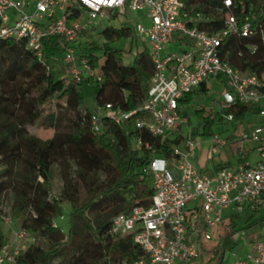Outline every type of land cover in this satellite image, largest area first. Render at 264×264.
<instances>
[{
    "label": "built area",
    "instance_id": "1",
    "mask_svg": "<svg viewBox=\"0 0 264 264\" xmlns=\"http://www.w3.org/2000/svg\"><path fill=\"white\" fill-rule=\"evenodd\" d=\"M230 10L232 0H224ZM131 13H140L134 33L142 48L149 50L155 65L147 97L142 105L125 112L112 104L98 108L92 126L99 131L100 119L122 127L134 121L139 130L149 132L164 143L180 139L172 148L173 158H153L144 169L151 176L154 195L150 208H133L113 219L110 236L113 239L131 236L142 255L134 263L121 264H194L203 258L201 239L212 241L214 229L232 210L233 216L264 209V74L246 73L223 60L221 50L226 40L253 35L249 22L240 25L236 16L225 13V27L216 32L200 29L208 21L201 14H192L183 0H0V41L25 42L48 74L51 67L44 58L46 38L64 40L61 79L66 85L90 81L99 85L102 75L92 69L86 58L77 55L74 45L95 29L104 30ZM179 33L181 41H174ZM174 50H170V46ZM216 82L222 92L205 110L220 127L231 126L228 138L211 136L207 161H213L226 148L240 145L234 153L238 163L230 162L198 169L194 164L202 143L184 136L189 119L182 101L207 84ZM205 92V93H206ZM203 93V94H205ZM249 107L238 121L237 108ZM251 115L259 121L247 120ZM249 146V148L247 147ZM149 144L142 139L134 143L135 150ZM5 167L0 158V185ZM43 182L42 180H40ZM0 200V229L11 227L15 218L12 208ZM36 218V215L33 213ZM54 228H58L56 223ZM39 237L20 228L13 240L0 243V264H21L20 259ZM241 251L226 255L225 264H264V234L244 230L235 235Z\"/></svg>",
    "mask_w": 264,
    "mask_h": 264
},
{
    "label": "trees",
    "instance_id": "2",
    "mask_svg": "<svg viewBox=\"0 0 264 264\" xmlns=\"http://www.w3.org/2000/svg\"><path fill=\"white\" fill-rule=\"evenodd\" d=\"M192 14H201L204 21L200 29L208 32L220 31L225 27V13H233L240 25L249 22L253 35L244 38L234 36L226 40L221 50L224 61L246 73L258 76L264 74V0H232L233 7L227 10L224 0H183ZM132 29L125 25L120 28L107 27L98 31L93 42L81 40L73 47L81 58H86L92 69L98 71L103 81L93 85L90 81L66 85L61 79L65 42L58 37L46 38L44 58L51 67L48 74L37 57L27 50L25 42L0 41V158L5 167L4 181L0 185V200L14 192V218L21 221V227L32 231L39 238L54 244L49 251L32 247L20 259L21 264H52L57 257H63V264H121L134 263L142 255L131 236L113 239L110 236L113 219L133 208H150L154 195L152 180L144 172L155 158H173L172 148L180 139L153 137L145 130H139L134 121L122 127L102 116L99 131L92 126L96 110L86 108L82 93L84 84L96 87L95 101L99 108L112 104L125 112L138 109L147 97L155 74V65L150 52L143 47L130 64L124 63V49H114L111 44L132 38ZM89 36V35H87ZM58 75V76H56ZM202 87L197 93L188 95L182 104H188L194 95L205 93ZM65 102V108L60 102ZM50 105L54 110L50 124L60 129L68 113L74 118L68 120L67 131L58 133L52 140L43 141L30 133ZM249 107L237 108V120L244 119ZM203 128L193 136L214 135L212 128L217 124L210 120L204 109L196 111ZM142 139L151 146L134 149V143ZM239 144L232 147L235 153ZM70 153L72 158L84 156L94 163L93 171H81L74 182L69 174V165L62 163L64 195L71 206L69 232L64 234L53 224L64 215L59 200L51 197L49 184L51 168L56 157ZM102 167L106 175V187L100 191L97 170ZM42 180L43 182H41ZM80 192H86L82 200ZM256 211L240 229L239 216L222 221L213 231L214 239H201L203 253L201 261L194 264H225V257L241 246L235 235L241 231L250 232L257 223L253 222ZM36 215V218L33 216ZM264 223V220L262 221Z\"/></svg>",
    "mask_w": 264,
    "mask_h": 264
},
{
    "label": "rangeland",
    "instance_id": "3",
    "mask_svg": "<svg viewBox=\"0 0 264 264\" xmlns=\"http://www.w3.org/2000/svg\"><path fill=\"white\" fill-rule=\"evenodd\" d=\"M141 16L140 13H131L128 17L121 18L117 20L112 27L115 28H120L121 26L125 25L126 27H129L132 29V33H134L135 26L137 23V20ZM98 31L99 29H95L93 32L90 33L89 36L85 37V41H90L93 42L95 40L98 41L99 45H102V40L97 39L98 37ZM181 36L179 33H176L174 35V41H181ZM111 47L114 49H124L126 52H131L130 54H125L124 57V63L125 64H130L133 62L135 55L142 49H140L141 43L135 39L132 44V38L126 39L123 42L119 43H114L111 44ZM146 48H150L149 44H146ZM170 50H174V46L169 47ZM58 76V75H56ZM208 91L203 94H197L194 95L193 99L191 102L188 104H183V111L186 113L188 119H189V124L183 129V134L184 136H190L196 139L198 142L202 143L203 147L202 150L205 151L204 153V159L205 161L198 157L197 161H194V164L200 169L204 162L206 164L209 163L210 166H215L217 164L225 163V162H230L232 166H235L238 163L239 157L235 155L232 151L231 148H226L223 151H221L220 154H217L214 157L213 161H207V155L208 152L210 151L211 147V142L210 139L211 137H203L201 134L193 136V132L196 130H199L201 133L203 128L201 126V119L199 118L197 114V110H200L202 108H208L212 102L215 99L220 98L222 88L216 83V82H209L207 84ZM82 93L85 98V103H86V108L81 109V113L83 115H86L87 113V108L90 110H96L99 108L98 104L95 101V95L97 93L96 87L89 85V84H84L82 87ZM61 107L64 109L65 102L61 101L60 104ZM54 110L50 105H47L44 109V114L40 121H38L35 125L31 126L29 128V131L31 134L39 137L43 141L46 140H52L55 135L58 133V131H61V133H65L67 131V126H68V120L74 118V114L68 113L67 116L63 117L65 120L63 124L61 125V128L58 130L54 127L51 126L50 122V115L52 114ZM247 120L253 121V122H258L260 119L258 116L251 115ZM214 134H220L224 138H228L231 133H232V128L231 126L228 125H223L220 127L214 126L212 128ZM249 148V146H247ZM208 162V163H207ZM65 163L66 165H69V174L71 179L75 182L78 178V174L81 171H93L94 169V163L90 159L80 156L78 158H72V155L68 152L67 154H63L62 156L56 157L54 159L52 168H51V176H50V184H49V189L51 193V197L57 199L60 201L62 208L64 209V215L62 218H59L58 220L55 221V223L60 227L63 231L64 234H68L69 232V215L71 212V206L70 203L68 202L67 198L64 195V179H63V169L61 164ZM97 178L100 181V191L101 193L104 192V189L106 187V175L100 166L97 170ZM86 192H80L79 198L82 200L86 195ZM2 203L4 206H6L8 209L13 208L15 204V195L14 192H9L6 197L2 200ZM233 216L232 210H228L225 212L224 218H228ZM250 214L246 215H241V222L239 221V227L240 229L245 227L246 221ZM264 220V209H261L260 212L255 215L253 222L257 223L256 227H254L251 231V233L255 232H261L264 234V223L262 221ZM14 226L18 227L21 225V221L18 218H15L13 222ZM19 228V227H18ZM250 233V232H249ZM8 240V239H7ZM38 247L41 248L43 251H49L54 247V244L49 242L48 240L44 238H40L38 242ZM64 258L63 257H57L53 260L52 264H63Z\"/></svg>",
    "mask_w": 264,
    "mask_h": 264
},
{
    "label": "crops",
    "instance_id": "4",
    "mask_svg": "<svg viewBox=\"0 0 264 264\" xmlns=\"http://www.w3.org/2000/svg\"><path fill=\"white\" fill-rule=\"evenodd\" d=\"M204 153L205 151H200L198 152L197 156H196V161L198 159V157L200 156V158L202 159V161L204 159ZM207 168V164L204 162V164L202 165V167L200 169H205ZM19 227V228H18ZM14 226V224H12L11 227H7V226H3L1 229H0V243H8L9 240H13L14 238V232L19 230L21 228V225L20 226ZM8 239V240H7Z\"/></svg>",
    "mask_w": 264,
    "mask_h": 264
}]
</instances>
